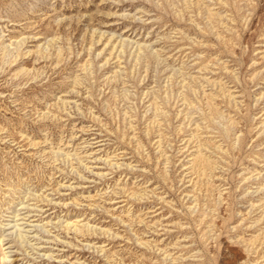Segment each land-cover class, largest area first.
Wrapping results in <instances>:
<instances>
[{"label": "rangeland", "instance_id": "1", "mask_svg": "<svg viewBox=\"0 0 264 264\" xmlns=\"http://www.w3.org/2000/svg\"><path fill=\"white\" fill-rule=\"evenodd\" d=\"M16 258L264 264V0H0Z\"/></svg>", "mask_w": 264, "mask_h": 264}, {"label": "bare ground", "instance_id": "2", "mask_svg": "<svg viewBox=\"0 0 264 264\" xmlns=\"http://www.w3.org/2000/svg\"><path fill=\"white\" fill-rule=\"evenodd\" d=\"M21 216V215H20ZM34 216H32V215H30V214H23V216H22V218L21 219H19V220H13V221H11V222H9L8 224H7V226H8V228H7V230L6 231H8L10 234L12 233V232H14V228L15 227H17V223H18V221H21L22 223H21V226H23L24 227V229H28L26 232H30V227H33V225H32V222L33 221H31V218H33ZM13 247L10 245L9 246V249H12ZM15 253V255H14V257L16 256V252H14ZM12 262H20V264H28V263H26V262H22V261H19V259H14Z\"/></svg>", "mask_w": 264, "mask_h": 264}]
</instances>
